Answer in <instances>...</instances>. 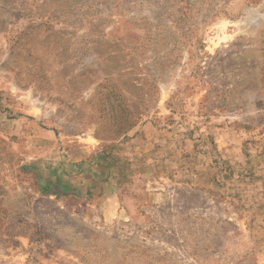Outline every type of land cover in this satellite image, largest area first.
I'll use <instances>...</instances> for the list:
<instances>
[{
    "label": "rangeland",
    "instance_id": "1",
    "mask_svg": "<svg viewBox=\"0 0 264 264\" xmlns=\"http://www.w3.org/2000/svg\"><path fill=\"white\" fill-rule=\"evenodd\" d=\"M146 124L192 162L263 159L264 0H0V264L238 259L230 222L107 220L74 192L86 150Z\"/></svg>",
    "mask_w": 264,
    "mask_h": 264
},
{
    "label": "crops",
    "instance_id": "2",
    "mask_svg": "<svg viewBox=\"0 0 264 264\" xmlns=\"http://www.w3.org/2000/svg\"><path fill=\"white\" fill-rule=\"evenodd\" d=\"M132 141L138 147L127 152L85 151L98 169V174L84 175L83 162L87 161L81 160L74 177L88 182L74 190L86 197V205L96 208L107 220L169 221L174 228L178 222H230L234 234H244L249 244L241 248L238 259L234 257L226 264H264V164H258L264 156L255 164L238 165L235 156L219 149L223 159L232 158V165L226 169V165L205 164L208 158L196 148L192 162L149 124ZM201 145L203 150V140ZM124 157H131L136 173L129 171L130 159ZM60 183L58 188H62ZM219 249L229 248L221 245Z\"/></svg>",
    "mask_w": 264,
    "mask_h": 264
}]
</instances>
